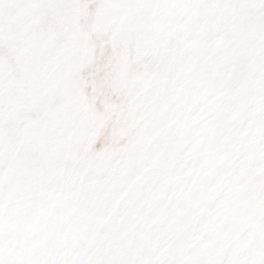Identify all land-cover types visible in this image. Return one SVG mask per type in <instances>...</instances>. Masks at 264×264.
<instances>
[{
    "label": "snow or ice",
    "instance_id": "6c2138e0",
    "mask_svg": "<svg viewBox=\"0 0 264 264\" xmlns=\"http://www.w3.org/2000/svg\"><path fill=\"white\" fill-rule=\"evenodd\" d=\"M0 264H264V0H0Z\"/></svg>",
    "mask_w": 264,
    "mask_h": 264
}]
</instances>
